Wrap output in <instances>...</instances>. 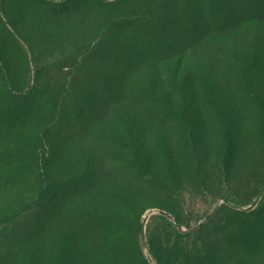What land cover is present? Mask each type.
<instances>
[{"label":"rangeland","instance_id":"obj_1","mask_svg":"<svg viewBox=\"0 0 264 264\" xmlns=\"http://www.w3.org/2000/svg\"><path fill=\"white\" fill-rule=\"evenodd\" d=\"M0 60L58 102L1 146L0 264H264V0H0Z\"/></svg>","mask_w":264,"mask_h":264},{"label":"trees","instance_id":"obj_2","mask_svg":"<svg viewBox=\"0 0 264 264\" xmlns=\"http://www.w3.org/2000/svg\"><path fill=\"white\" fill-rule=\"evenodd\" d=\"M156 19L153 21V25L156 22ZM154 27L156 26L154 25ZM165 28H166L165 29L166 32L170 31V27H165ZM154 31L161 33V31H159L158 29H154ZM183 34L187 35L188 33L185 32ZM170 43L171 44H167V43L162 44V50H164L163 52L166 54V56H169V57L174 56V55L180 56L182 54L180 41L178 40L174 41V39H171ZM157 59H159L158 61H164L163 57L156 58L155 60ZM1 62L2 61L0 60V63ZM39 62L41 65L40 66L41 71H44L48 69L49 67H52L53 63L56 65L64 64V63L72 64L74 62V56L70 55L64 49L56 48L54 50L49 51L48 54L44 56ZM163 92H166V89H163ZM109 98H112V99L114 98L112 102L115 105H118L117 102H122L123 104L135 102V95H132V94H122L121 93V94H115L112 96L109 95ZM140 98L141 100L137 103V107L140 109L148 110L147 107L152 104H154L155 106H160V105H165V106L170 105L171 106V100L166 95H157L155 97V94H149V95L147 94V95H140ZM49 103L52 104L54 107H57V104H58L57 101L53 100V96H47L44 93H40L38 89H36V86L31 87L27 91L14 89L12 85V81L9 78L7 71L3 68H0V167H3V166L6 167L5 161H4V154L2 153L3 151L1 152V146H4L5 150L10 149V147L12 148L13 144L15 143L17 139L18 133L25 129H29L28 126L31 123L36 122L34 121V115L39 112L41 113L42 109L45 108ZM68 111L72 112L71 110H68ZM146 116L148 117V115ZM143 118H146V117L143 115ZM14 162L18 164L21 163L20 161H14ZM1 169L2 171H0V183L8 190H14L15 187L13 186H16V183L21 181L23 176H21V174H16L12 172L11 170L5 171L4 168H1ZM40 188H41L40 189L41 193L38 196L37 201H39V203L40 202L44 203L46 201L47 194L45 192H42L43 191L42 190L43 181L41 183ZM47 204L48 203H46V205ZM27 211L28 209L26 207L20 210L19 213L20 212L23 213ZM0 216H1L0 218H2L3 215L0 214ZM6 233L7 232H4V236L6 235ZM31 233L32 231L28 233L26 232L24 234V237H22V242L20 243L25 244V242L30 239ZM1 244L3 243L0 241V246Z\"/></svg>","mask_w":264,"mask_h":264},{"label":"water","instance_id":"obj_3","mask_svg":"<svg viewBox=\"0 0 264 264\" xmlns=\"http://www.w3.org/2000/svg\"><path fill=\"white\" fill-rule=\"evenodd\" d=\"M152 213H153V211L150 214H152ZM160 213L163 214V215H167V213L164 212V211H160Z\"/></svg>","mask_w":264,"mask_h":264}]
</instances>
